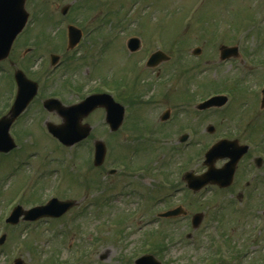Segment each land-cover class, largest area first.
I'll return each mask as SVG.
<instances>
[{
    "label": "rangeland",
    "instance_id": "rangeland-1",
    "mask_svg": "<svg viewBox=\"0 0 264 264\" xmlns=\"http://www.w3.org/2000/svg\"><path fill=\"white\" fill-rule=\"evenodd\" d=\"M102 3L101 0H27L29 12L31 11L30 13H33V15L35 16L33 24L30 27V33L26 34L25 37L23 36L21 39L16 41V43L18 42L16 46V48L18 49V56H13V58H8L11 57L8 56L6 58H8L13 67L16 66L18 61L14 60V58L21 57L23 44L29 42V38L31 35L33 36V38L36 37L37 53H39V56L42 53H47L53 50L50 49L52 48L50 46L51 41L55 43V46L57 48H59L58 42L61 40V38H63V41L66 44V37L64 36L65 27H57L60 20H76V18L84 19L85 23L83 24V29L86 27V25H100L104 20L103 18H101V14L105 12H101V10L98 11V9L100 8V4ZM104 4L113 7V13H118L111 18L113 24L106 25V28L111 27V29L113 26V31H115L114 28L116 20L123 18L125 14L128 15V18L135 19V15L138 13L139 7L143 6L145 9L141 16L138 15V23L136 20L130 21L128 24L129 28H127L126 31L120 33L119 37H117L118 39L115 37L113 44L110 45L107 49H104V51L100 54L99 58L101 64L92 62L90 64H88L87 62L81 63L82 60H80V55H82L83 53L77 54L76 56L78 59H75V61L77 63H81L80 65H84V69H81V71L89 72L88 67H92L90 71L92 72L91 76L94 77V74H103L104 71L101 69L103 66L105 68H109L110 65L113 64V66L105 72L120 74V72L124 70L125 65H133V61H129L128 59L124 60L127 55H123L121 50L123 49L121 48L122 45L131 36L139 37L141 43L143 44L138 57L137 55H130L131 58L137 57L138 59L141 54H143L144 49L149 48L154 49L156 47L164 46L166 51H169L171 53L179 50L181 54L183 53L180 58H190L189 61L195 63V69L193 70L194 77H196L197 80H206L209 82L208 84L203 82L205 85H203L200 90H195L198 95L197 99L203 97L206 93L208 94V92L213 89V87L219 85L216 83H221V80L225 77L226 79L235 78L238 80H242L238 82L242 85L243 89V91L241 92H239V89L236 90L237 94H235V97L234 94H232L230 108L226 111L223 110V112L219 113H194L195 110L193 109L192 105L189 115H184L185 110L180 111V114H182L184 117H194L192 123L196 127L198 125L197 136L198 139L201 140L199 144H196L195 147V149H197L198 151V158H196V162H190L189 164H186V166H191V169L193 171L201 170L202 156L200 157V152L203 148L204 143H209L213 137L227 134L228 136L236 138L237 136L235 131L237 130V127L234 129L233 125L236 124V117L238 114L240 118V125H244L246 127V124L249 123L251 124L249 125L250 128H256L254 129L256 131H258L259 129L262 130L260 134L258 132L253 134L257 136V141H255V143L257 144H250V147H252L250 156L257 152L260 153L261 157H264V154H262L264 153V142L262 140L264 137V108L260 106V89L262 85H264V79L260 82L259 78H256L254 76L256 69H254L253 67V64H255L254 50L257 49L259 43L263 44V49L261 52L264 53V0H149L148 5H145L143 3H133V1L131 0H108V2ZM66 5H70V8L68 9L69 12L67 11L65 13V16H62L64 14H61L60 11ZM109 9L110 8H106V10ZM116 9H119V11H117ZM144 17H146L148 23L147 21H145L144 24L146 27V31L143 27V30L141 32V20H143ZM107 21L108 20H106V22ZM228 24L234 25V28L237 27L238 30L241 28V25H243V29L234 31L233 26ZM259 25L263 27L260 28V30L257 27ZM63 29L64 31H61ZM86 29L87 27L84 30ZM60 31L62 32V34L60 33ZM106 32H108V30ZM259 32L262 35L261 40H259ZM64 43L62 44L63 46ZM222 44L237 45L243 59L239 60L237 58L233 60H227L225 62H220L218 60V48ZM92 45L94 44L92 43ZM195 46H199L201 48V53L198 55L191 54V50ZM87 48L88 45L86 46V49ZM60 51L61 54H64L63 48H61ZM142 73L145 75L144 78L148 77L147 73L144 70H142L140 73L137 72L135 79L131 81L132 86L131 89L129 88L130 90L135 89V83L140 79H143V77H141ZM188 74L190 75V67ZM1 75L2 74L0 73V107L3 106L2 100L9 89V82L7 78ZM262 77L264 78V75ZM213 83L214 86L212 85ZM174 86L175 83L160 86L158 90L160 92L159 95H156L155 92H152L149 88L148 93L143 95L147 98L148 101L145 106V110L147 111L144 110L143 114H141L139 110L142 107H134L133 114L128 119L129 121L125 124L123 130H127L129 132L130 130L136 129L140 126L145 128V121L149 125V127L155 126V128H158V126L161 124V121L159 120V114L162 112V110L169 106L173 108L178 106V104L180 103L178 99L182 98V95H184L183 93L180 94L178 89L176 87L174 88ZM150 87H153V85H150ZM43 89L45 93L48 92L45 86L43 87ZM140 92L141 90L139 91V93ZM133 93H136V91ZM2 94L3 97H1ZM176 96L177 98H175ZM67 98L74 99V97L70 95H68ZM173 98H175V105H172ZM184 99L185 98H182L181 101ZM245 105L246 107L242 108ZM181 106H183V104H181ZM181 106L180 109L182 110ZM39 108L40 107H33V110L31 112L32 114L36 115V119L39 118L38 121L47 119L52 122H57V118L54 114L41 112L38 110ZM175 111L178 112V107L175 109ZM242 111L244 113H242ZM229 114L234 118L235 122H233L232 119L229 118ZM102 115L103 113L99 111L93 113L90 117L85 119V121L93 127L91 137H89L90 141L89 143H85V146L87 145L88 148L90 147V145L92 146V139L96 138L103 139L105 141L108 140L109 143L112 139V137L105 131L104 126H100L98 124L99 117H101ZM32 116L33 115H29L27 121L29 119L32 120ZM154 122H157L158 124H155ZM177 124H180V122L177 121ZM208 124H213L215 126V130L213 133H206V131L204 130ZM252 124H254V126H252ZM25 126H28L26 127L27 129H25ZM143 128H140L139 131ZM171 128L174 130V123L171 124ZM124 131L120 130L118 133L114 134L113 137H124ZM15 132L19 134H16V138L19 144H26L28 142L32 144L36 141V145L34 147L39 152L47 154L50 152V150H52L51 154L54 155V158H58L57 160H59V158L60 160L66 159L69 162V165H73L75 167V170L77 166L78 171L80 169L81 171H83V173H85V175H89V179L94 177L95 174L90 173L93 171L92 168L94 167L88 166L84 161V158L86 159V157L89 156L87 148L79 149V147H77L75 152H71L72 150L69 151V149L56 150L53 147L51 141L47 138V134L42 129L38 128V125H19L16 126ZM27 133L31 134L28 137H25ZM244 135H246L245 131ZM130 136L131 134L127 135V137ZM154 146L156 147L157 144ZM163 148L166 147L163 146ZM29 149L33 150L34 148ZM156 150L157 149H155L154 151L155 153ZM76 152H78L77 157ZM74 153L75 156L72 158ZM153 153H151V155ZM19 154L20 150L16 151V155ZM255 155L259 154L255 153ZM29 156H31L29 158V161H32L36 165V169L39 168V166H41V163L38 161L39 156L37 155V158L34 155ZM80 157L82 160H80ZM19 158L20 157L15 159V164H18ZM187 159V156H184L181 160L186 161ZM53 160L54 161L50 163V159L48 157L46 165L44 166L42 164V168L45 169L47 167L57 166L55 163L56 160ZM82 163L84 164L82 165ZM140 164H142V162L139 163V165ZM243 165V163H240V165L238 164L239 167L237 168L234 178L237 185L235 184L236 189L233 188L232 193H238L239 191L241 192L244 188L242 182L244 175L240 177L241 185L238 186V175L243 172ZM20 168H22V171L20 169H16L12 172L13 174L9 173L12 168L8 171L6 159L3 158L0 160V221H2V211L6 209L4 208V205L6 204L5 201L9 198L18 199L20 195L13 197L16 193L24 192L25 195L22 197L21 202H27L26 200L31 201L33 199L42 198L43 194H47V192L50 190L54 192L53 188H50L47 192H44L49 187V181L46 182L43 178L40 180L37 178L27 177L26 181L23 174L28 171L29 167L28 165H22L20 166ZM149 172L150 179L147 181L142 182L139 178L134 179V183H138L139 186H142L141 184H143V186L139 188H153L156 182V179L153 177L155 174V166H152ZM101 173V176H103L104 170H102ZM46 174L48 176V173ZM74 176L75 173L67 176V179L62 183L60 191H57V193L61 196L57 197L61 198L69 195L70 197L68 198L76 200L77 204H79L87 200L88 195L84 193L85 187L83 185H78V183L75 182ZM116 176L117 174L110 178L115 180ZM54 177V174H49L50 183L52 182ZM121 180H123V178ZM105 181H107V179H105ZM259 187L264 190V183H260ZM216 192H218V190ZM210 194L211 193L208 191V189H205L203 193H199L196 196L197 202H193L194 205L190 206L187 204V206H185L189 214L195 213L196 211H201L202 209L208 211L206 212L208 216H206L205 218L203 217L201 224L199 225V227H197L192 236V238H195V240L198 239L199 241H202L201 248H199V250L195 252L193 250H190L186 243L174 246L167 252V259L170 264H185L186 258H184V252L186 249H188L190 263L195 264L197 260H199V258L205 255L207 248L206 243H208V245L212 248L213 238L210 235L213 233L212 230H214V225L212 223H208L214 219V216L210 218V213L213 209L212 206H205L207 203L202 204L203 198H208ZM217 194L222 199H216L215 201L217 202L220 200L219 202L223 203V200L226 197L230 198L229 195L231 196V191L224 193L218 192ZM246 195L247 194L244 193V196ZM234 196L230 199L234 200ZM130 201L131 197L115 198L112 200V204L109 203V205H107L106 207L98 210H94L95 207H93L87 213H85L83 217L80 218V216H82L83 214L78 215L74 220L71 218L74 214H76L77 210H73V208L71 209L72 211L65 214L62 218L53 221L52 223L37 222L35 224L37 226L34 228H32V226H26L25 224H21L16 228H13L14 226H7L5 229V240L2 244H0V264H9L8 261L10 262V264H13L12 261L14 258H12V256L14 257L16 255V257H19L21 259V264H74V262L77 264H84L83 261L74 260L71 254L74 250H79L80 252H82V250H84L89 243L90 245L96 246L92 253L88 254L89 256L85 257V263L132 264V259L135 258L139 254V252L145 251V248L143 247L145 246V243H142L143 241H145L143 238V234L147 230H149L147 227L152 226L153 228H155L157 225L156 223L148 225L147 223L149 222V219H141L143 210L138 207L133 208L135 204H129ZM207 201L208 200H205L204 202ZM135 202L136 201L134 200L133 203ZM247 203H249L250 207L241 214L234 212L231 209V206H228L225 209L221 210L219 216L216 218V221L219 224L216 226L215 230H217V228H220L221 226H223L225 230L229 227L231 229L235 228L232 227V225H236L235 222L238 223L239 219L240 226H246V231H248L254 224L257 223L258 218H260L261 221L264 222V194L261 192V195L259 196L258 193H254L253 196L248 197ZM250 209L256 210L255 218L250 219V216H245V214L251 213L250 211H248ZM139 210L140 212L138 214L137 212ZM154 211V214L156 212L158 213L160 211H163V205L158 204V206L155 207ZM135 212L138 215L136 217L137 222L121 224L117 228L116 226L114 228H107L109 226V223L120 222L122 221L123 217H130L131 214ZM149 213H152V209L149 210ZM150 214H146L145 216H149ZM86 215L87 217L85 218ZM244 218L245 220L243 221L242 219ZM68 223H71L73 229L72 227H69L67 225ZM94 225L95 228L99 226V229H101L98 230L97 237H92L90 234V231H92ZM176 225L179 228L181 227V231H183V233L192 231L189 225V221L180 222V224L176 223ZM2 229L3 227L1 224L0 233L2 232ZM238 229H241V227H239ZM198 231L200 232L198 233ZM74 232L76 236L74 235ZM172 233V230H169L167 232L170 237L173 236ZM208 233L209 236H207ZM263 233L264 230L261 231V234ZM199 234L200 236L198 237ZM234 234L240 235L242 246L241 248H245L247 249V251H249V255L246 258L244 257V259H242L240 257L241 262L239 261L238 264L252 263L254 261H257V257H264V242L261 243L259 241L255 243V248L251 249V243H248L246 245L242 244L244 242L242 230L235 231ZM156 235L153 237L154 240H151L152 242H155V240L158 238V236ZM95 238H99L100 241L96 242ZM166 239L167 238H165L164 240ZM42 240L46 242L47 250L43 251V253L39 256L38 251H40V249L43 250L44 248L40 247ZM159 240L160 238L157 239V241ZM232 240H236L235 237L231 239V241ZM151 241H149V243H152ZM159 243H162V241L160 240ZM68 245L72 247L71 250L67 251L66 248L68 247ZM261 248H263L262 251H260ZM48 251H51V256H49ZM252 254L253 256H251ZM254 256H256V258ZM250 257L252 258L249 259ZM215 264L220 263L215 262ZM226 264L231 263L227 261Z\"/></svg>",
    "mask_w": 264,
    "mask_h": 264
},
{
    "label": "flooded vegetation",
    "instance_id": "flooded-vegetation-1",
    "mask_svg": "<svg viewBox=\"0 0 264 264\" xmlns=\"http://www.w3.org/2000/svg\"><path fill=\"white\" fill-rule=\"evenodd\" d=\"M24 37H25V35H24ZM15 43L16 42L13 43V45H12L13 48H11L9 55H8L11 57H8V58H13V56H18V49L16 48L18 42L16 44ZM36 45H37L36 38H33V36L31 35L29 38V43L23 44L24 47H23L21 57L20 58H16V57L14 58V60L18 61L16 66L13 67L12 64L9 62L8 58H6L5 60H3L1 62L3 64V72L5 73L4 75L7 78V80L10 81V85L13 84L12 76H13L14 70L16 68H21L22 70L27 72L28 76H30V77L34 76V77L39 78V80L44 78L45 81L44 82L41 81V86L45 85L46 87L47 86L50 87L52 84L50 81H46V76L53 75L55 73L56 74L62 73V74H64L66 79H64L60 82L55 80L54 86H52L53 92L51 93L53 95L46 94V95H44V97L56 96L64 104H70L73 101H76L78 99L83 98L85 95H87L89 93L109 91L114 98L117 96H121L122 97L121 99L124 100V99L128 98V96H126L124 94V92H129V90L125 89L123 87V85H121L120 89L122 91H119L118 76L119 75L127 76L130 71L138 72L139 70L142 69L148 75V77L144 78L145 75L143 73L141 74V77H143V79L145 80V85H144L145 90L148 89L149 85H147V80L149 79L154 84L159 83V87L162 85H165V84L175 83L174 88L176 87L180 94L183 93V92H181L182 88H180L181 75L177 74V73H172L176 70V62H178V60L176 61V58H174L173 60L175 61V63L170 65V63H171L170 52H166L169 55V59L159 63L154 68H148L144 65L143 66L141 65V67H139V65L142 63L143 59L145 58V56L147 57V55L149 54V52L153 48L144 49L143 54H141V56L137 59L138 54L140 53V51L143 47V44L141 43L139 48L136 49L135 51L129 52L126 50V47H125L126 45L124 43L121 47V48H123V49H121L122 54L127 55L124 58L125 60L128 59L129 61L134 62L133 65L131 64L132 67L130 69L124 68V70L121 71L120 74H117V73L105 72L106 68L103 66L101 69L105 72V74H102V75L94 74V77H92L91 76L92 72L90 70H89V72H83V71H81V69H79V64H77V62L74 61L76 59V56H74L75 53L73 52V50H66L64 52V56L60 57V60H59L60 62L56 66H50L49 62H47L46 60H44L42 62V64L39 65L38 64ZM110 45H112V43H110L109 46ZM123 51H125V52H123ZM130 55H137V57L131 58ZM112 66H113V64L110 65L109 69ZM68 95L74 97V99H68L67 98ZM41 98L42 97H39L38 99H35V101L33 100L29 104V106H27L26 110L21 115H19L17 117V119L12 123V126H11L12 130L16 126H19L22 124H27L26 121L28 119L29 114L33 115L31 118H33V119L36 118V115H34L30 112L33 109V106H34V108L40 107L38 110L41 112H42V110L45 111L43 109V106H42ZM175 98H177V96ZM175 98L172 99V103H173L172 105H175ZM181 99L182 98L178 99V101H180L182 103ZM168 103H170V102H168ZM185 104H190V101H186ZM6 107L7 106H5V110H7ZM134 107H142V106L134 105L131 108L132 114H133ZM177 107H178V112L175 111V109ZM181 108H182V110L180 109V105L176 106L175 108H173L171 106L166 107L165 109L167 110L168 114L166 115V118H164L162 120L160 119L161 124L156 129L149 127V125L145 121V127L147 130V132L145 134V136H146L145 138L144 137L138 138V139L131 138V136L134 135V133H133L134 131L133 130H130L129 132L124 131L123 125H122L120 130L125 132L124 137H117V136L113 137V135L118 133L120 130L113 132L114 134L111 135L112 139L109 143V146H107L108 153L106 154L105 159L101 165L93 166L92 164H90V156L91 155L89 156V160H88L89 164H90V166L94 167V168H92L93 171L90 173L95 174L94 177L89 179V182H96L97 183L98 192L102 191V186H101V174L102 173H101V171L104 170V175H105L108 172L107 169L110 166L115 165V164H113V162H115V156H117V155L123 156L124 155V154L118 153V146L119 145L132 146L133 140L135 142H138V143H150L153 141V138H154V137L153 138L150 137V135H152V136L156 135L157 136L156 141L161 146L166 147L161 152V154H163L162 159H164V163L162 164V167L163 168H170L171 165L174 166L173 172L171 170H169V173H168L169 182H171V184H173V185H176V184H178L179 186L181 185V170L179 167H177V164L180 161V154L181 153L177 149V146H179V144H181L179 137H180L181 133L183 132V130L185 132H187L186 134H187L188 138H187L186 144L187 145H196L197 144V127L192 123L194 120V117H191V116L186 117L191 112V106L188 105L186 107H181ZM143 109H144V107H142L139 111H141ZM165 109H163V110H165ZM5 110L2 111L1 114L6 112ZM184 110H185L184 115H186L185 117L182 114H180V111H184ZM99 111L103 112V109L102 108H96V109L92 110L83 118L82 121L86 122L85 121L86 118L90 117L93 113H96ZM45 112H47L48 114H54L57 118V121L59 120V118L57 117L55 112H51V111L50 112L45 111ZM127 112L130 116L129 110H127ZM194 113H196V111ZM125 114H126V106H125ZM132 114H131V116H132ZM124 118H123V120H124ZM177 121H179L180 124H177ZM154 123L158 124L157 122H154ZM173 123H174V130L171 128V124H173ZM98 124L100 126L103 125L105 127V123L102 121L101 117H99V123ZM90 127H91L90 131H92V129H93L92 125H90ZM130 134H131V136L127 137V135H130ZM150 144H152V143H150ZM77 146L80 149L83 148L85 146V140L81 141V143L79 142ZM4 155H6V154H3V157H4ZM94 169L98 170V171H95ZM143 173H148V170L143 171ZM142 177L145 178V175H142ZM110 180H111V178H110Z\"/></svg>",
    "mask_w": 264,
    "mask_h": 264
},
{
    "label": "water",
    "instance_id": "water-1",
    "mask_svg": "<svg viewBox=\"0 0 264 264\" xmlns=\"http://www.w3.org/2000/svg\"><path fill=\"white\" fill-rule=\"evenodd\" d=\"M23 1L24 0H0V58L4 56L3 54H6L9 45L15 36V34L19 31L21 26L23 25V22L25 20V12L23 10ZM67 9V6H64L61 9V12L64 13ZM68 34V42L69 45L72 46L77 42L79 38V31L73 27L69 26L67 30ZM137 40L135 38L129 39V44L134 43ZM199 49H195L194 53H198ZM237 55V49L236 47H221L220 48V58L224 59L230 56ZM163 55L161 53L156 52L152 55V57L149 60V64H155L161 58ZM55 58H53L54 62ZM21 88L20 91L17 94L15 103L12 106L11 112L12 117L14 113L18 111L21 105L26 102V100L29 98V96L32 94V92L35 90L34 85H27V81L21 76L20 78ZM264 93V90H263ZM225 102V97L221 95L213 96L210 99L206 100L202 104H199L200 107L205 106H211V105H222ZM97 103H94L89 108H92ZM261 104L264 105V97L261 101ZM50 108L51 106H56L59 113H61L65 123V120L67 121L68 125H75L73 123V120L70 119L72 116L68 115L67 112H65L67 109H63V107H59L58 105L49 104ZM87 112V111H85ZM118 115L115 120H111L114 111L111 110L108 113L107 120L110 122L112 121L114 127L116 126V122L120 119L121 116V108L119 107ZM64 114V115H63ZM80 113L77 118V129L75 128H54L49 127L50 131L58 136L64 143L70 144L73 141L77 140L78 138L84 136L88 132V128L84 126H79V120L83 116ZM4 120V119H3ZM7 126L8 122H5L2 125V120H0V146L4 144L5 139H7ZM81 132V135L78 134V131ZM212 127H209V131H212ZM246 146H237L235 141H228V140H221L219 142H216L214 145L211 146V148L205 153V164L207 165V170L200 174L194 176L192 173L188 172L184 175V179L187 181L189 187H191L194 190L199 189L206 183H216L219 186H227L231 182L232 174L235 168V164L237 160L240 158V156L245 152ZM103 155V144L101 142H96L95 144V158L97 160L101 159ZM219 157H228L229 161L223 165L221 168H214L213 163L214 161ZM55 204L49 203L46 206L38 207L35 209H32L30 211H27L25 213V219H36L43 215H52V216H58L65 212L72 204L71 201H65V202H54ZM23 211L20 210L19 207H16L13 211L11 216L9 217L8 221L10 222H16L17 218ZM181 210L175 209L173 211H170L168 213H165L164 215L169 214H178ZM201 220V214H195L192 220V225L196 227ZM3 238V237H2ZM2 240V239H1ZM1 242V241H0ZM137 264H160L157 260L152 258L151 256H143L136 260Z\"/></svg>",
    "mask_w": 264,
    "mask_h": 264
}]
</instances>
